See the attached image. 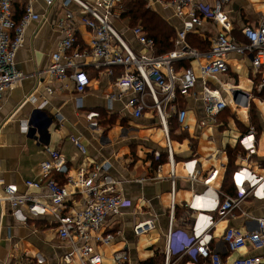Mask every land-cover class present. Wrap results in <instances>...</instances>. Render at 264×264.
Here are the masks:
<instances>
[{"label": "crops", "instance_id": "1", "mask_svg": "<svg viewBox=\"0 0 264 264\" xmlns=\"http://www.w3.org/2000/svg\"><path fill=\"white\" fill-rule=\"evenodd\" d=\"M28 1L13 0V11L17 18L24 13ZM169 1L145 0L147 6L169 23L176 33L181 21L175 16ZM32 2L37 18L26 30L24 46L15 60L16 71L27 78L6 93L0 109V187L15 186L20 193L28 192L47 204L46 188L28 189L25 185L28 180L38 179L41 164L49 158L47 148L59 151L66 159L67 171L56 176L57 182L62 185L67 184V176L75 178L78 169L92 170L99 166V175L108 174L119 182L117 188L125 200L120 212L110 216L105 223L104 230L113 233L115 239L108 247L98 248L103 256V264H119L113 258L114 253L128 255V262L122 264H165L171 204L170 165L165 133L158 118L151 111L144 112L140 119L134 118L125 107L127 98L110 103L107 95L114 89L112 81L95 70L90 72V87L81 95L82 108L78 107V94L72 83H66L63 89L59 84H54L55 92L48 94L45 86L50 84V78L39 73L48 66L51 54L62 40L58 20L66 10L79 18L80 9L75 4L64 9L58 2L52 7L45 0ZM197 3L206 12L212 7V0H197ZM226 11L232 24L230 35L243 43L241 31L247 25H259L264 16V0H231ZM133 27L129 18L123 17L116 23L117 30L127 37L132 46L138 47L131 34ZM78 30L81 44L89 43L91 37L86 27L79 25ZM219 32L220 27L203 14L189 40L205 43L210 48ZM229 64L231 71L219 79L227 88L236 87L251 94L260 128L254 123L251 105L248 110H227L217 117L216 122H211L202 101L201 82L190 96L179 99L180 107L186 109L187 116L185 127L179 126L175 118L170 121L177 181L174 227L187 234L192 221L187 205L194 194L205 190L203 180L210 172L219 170L213 184L216 192L229 194L224 189L226 179L231 183L229 147L235 149L239 146L236 166L244 165L256 170L264 168V100L254 92L256 88L260 93L259 79L250 68L247 57L233 54L229 57ZM187 65L182 62L178 67ZM210 84L218 87L213 82ZM223 94L229 97L224 91ZM92 112L99 113V118L95 120L97 127H92L87 119V114ZM225 114H229V117ZM26 124L33 126L29 132L25 131ZM252 128H255L257 152L247 159L240 138L251 133ZM73 138L86 147L85 155L80 153ZM191 160L197 161V181L188 180L184 169V163ZM68 188L72 193L75 191L70 185ZM231 190L235 194L232 183ZM82 198L80 195L74 196L70 207L81 204ZM260 219H264V200L247 199L242 208L228 218H215L209 232L211 248L226 264L251 256H261L264 264V249L257 251L247 247L239 252H230L223 241L228 228L254 231ZM149 220L154 221V229L136 235L135 226ZM177 248L178 243H175L170 264L198 263L191 255L179 256ZM69 251L70 246L58 238L57 225L51 216L35 217L26 209L0 205V264H28L37 254L44 256L46 264H60ZM72 264L79 262L75 259Z\"/></svg>", "mask_w": 264, "mask_h": 264}, {"label": "built area", "instance_id": "2", "mask_svg": "<svg viewBox=\"0 0 264 264\" xmlns=\"http://www.w3.org/2000/svg\"><path fill=\"white\" fill-rule=\"evenodd\" d=\"M45 1L49 7L58 2L64 9L70 4L80 9L79 18L72 11L66 10L58 20L57 27L62 40L51 54L48 66L39 73L50 78V84L45 86L47 93L55 92L52 87L54 84H59L60 89H63L66 83H72L78 94V107L82 108L81 95L90 87V72L95 70L99 75L104 73L112 81L114 89L107 95L110 103L127 98L125 107L136 119L142 118L146 111L153 112L165 133L170 165L171 204L165 264H170L174 256L175 243H178L179 256L191 255L197 264H226L211 248L209 232L215 218H228L234 211L241 209L247 199L264 200V168L256 170L249 166H237L230 176L234 195L216 192L213 184L219 170L210 172L203 180L205 190L194 194L191 203L187 205L192 217L188 225L191 230H187L189 234L178 231L174 227L177 181L170 121L175 118L179 126L185 127L187 111L181 109L179 99L190 96L199 82L203 84L202 101L211 122H216L217 117L226 110L250 108V93L236 87L227 88L219 78L231 71L229 57L240 54L250 60V68L259 79L258 90L261 92L264 89V16L259 25H247L242 29L244 42L239 43L230 35L232 24L226 8L231 0H212V7L207 12L197 0H171L168 4L181 21V27L176 30L174 49L156 55L155 42L147 37L141 25L131 29L138 47L130 45L117 30L116 23L125 13L123 0ZM12 3L13 0H0V109L6 93L27 78L16 71L15 60L24 46L26 30L37 18L32 0L25 5L19 20L16 19ZM203 14L220 27V32L213 38L207 51L194 49L188 42L189 35L195 31L198 19ZM79 25L86 27L90 33V42L85 45L80 42ZM182 62L188 65L178 67ZM210 82L219 88L211 86ZM96 118H99L98 112L87 114L92 127L98 126ZM25 127L26 132L33 128L28 124ZM250 132L240 138L247 159L257 152L255 128L250 129ZM72 140L80 153L85 155L86 147L79 140ZM46 151L49 158L41 164L38 179L28 180L25 185L28 189L46 188L48 203H41L28 192L20 193L15 186L5 185L0 187V205L9 204L13 209H26L35 217L51 216L57 225L58 238L70 246L69 253L62 257L60 264H72L75 259L79 264H103V256L98 248L108 247L115 239L113 233L104 230L105 223L110 216L118 214L125 203L117 188L119 182L108 174L99 175L98 166L92 170L78 169L77 176H67V184L62 185L57 182L56 176L67 171L66 159L59 151L49 148ZM184 169L188 180L197 181L196 160L184 163ZM68 185L74 188V195ZM77 195L82 196L83 201L70 207V201ZM154 227V221L149 220L138 223L134 231L136 235H143ZM223 241L230 252H239L247 247L257 251L264 249V219L257 220V229L254 231L228 228ZM113 258L119 264L129 260L125 253H114ZM28 264H46V259L37 254ZM233 264H263V258L241 257Z\"/></svg>", "mask_w": 264, "mask_h": 264}, {"label": "trees", "instance_id": "3", "mask_svg": "<svg viewBox=\"0 0 264 264\" xmlns=\"http://www.w3.org/2000/svg\"><path fill=\"white\" fill-rule=\"evenodd\" d=\"M124 8L125 13L123 14V17L129 18L133 26L141 25L145 30L147 37L155 42L156 55H162L174 49V39L176 37L174 28L164 19H162L160 15L152 11L147 6L145 0H126L124 1ZM21 17H16V19L19 20ZM190 40L188 37V41ZM190 43L193 48L200 51H207L209 49L208 45H205V43H200L197 40H193L192 42L190 41ZM254 92H256L258 96L264 100V89L260 93H258L257 89L255 88ZM226 111H224L223 114L226 113ZM251 113L254 123L258 128H260V123L256 115V108L253 102L251 103ZM225 115L226 117H229V114ZM238 151L239 146H237L235 149H232L230 147L227 149V153L229 156L228 170L231 173L234 169L237 168L236 159ZM224 189L229 192V194L234 195L233 190H231V183L228 179H226Z\"/></svg>", "mask_w": 264, "mask_h": 264}, {"label": "rangeland", "instance_id": "4", "mask_svg": "<svg viewBox=\"0 0 264 264\" xmlns=\"http://www.w3.org/2000/svg\"><path fill=\"white\" fill-rule=\"evenodd\" d=\"M124 38L126 39V41L130 44V45H132L131 44V42L127 39V37L124 35Z\"/></svg>", "mask_w": 264, "mask_h": 264}]
</instances>
